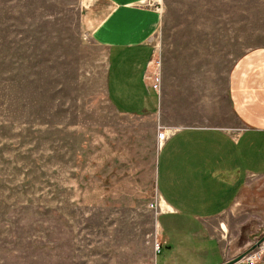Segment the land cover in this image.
Wrapping results in <instances>:
<instances>
[{"label": "rangeland", "instance_id": "1", "mask_svg": "<svg viewBox=\"0 0 264 264\" xmlns=\"http://www.w3.org/2000/svg\"><path fill=\"white\" fill-rule=\"evenodd\" d=\"M142 5L162 17L150 65L161 107L128 115L108 99L107 48L93 35L106 3L0 0V264L149 259L143 239L162 209L163 142L180 126L210 124L214 106L216 126L236 122L231 75L246 51L264 46V0ZM252 213L232 217L256 242L264 210Z\"/></svg>", "mask_w": 264, "mask_h": 264}, {"label": "crops", "instance_id": "2", "mask_svg": "<svg viewBox=\"0 0 264 264\" xmlns=\"http://www.w3.org/2000/svg\"><path fill=\"white\" fill-rule=\"evenodd\" d=\"M102 1L108 13L93 35L107 48L108 99L122 114L158 113L160 89L152 86L150 63L161 14L142 5L151 0ZM229 95L234 124L216 126L214 106L210 124L180 126L160 147L156 177L162 209L155 231L143 239L149 259L138 264H225L254 245L253 231L232 216L243 213L251 221L254 207L264 210V195L258 193L264 178V46L238 59ZM156 239L162 243L159 253Z\"/></svg>", "mask_w": 264, "mask_h": 264}, {"label": "built area", "instance_id": "3", "mask_svg": "<svg viewBox=\"0 0 264 264\" xmlns=\"http://www.w3.org/2000/svg\"><path fill=\"white\" fill-rule=\"evenodd\" d=\"M152 63V62H151ZM150 63V65H151ZM158 68H155L154 74L150 76V79L153 81L152 86L156 89H159L160 83H161V77L158 72ZM260 240L254 242V244H257ZM264 241V240H263ZM261 241L258 243L257 247L248 253H246L242 259H244L249 264H254L259 261H264V242ZM154 249L155 252H159L162 248V243L158 241L157 239L154 242Z\"/></svg>", "mask_w": 264, "mask_h": 264}, {"label": "water", "instance_id": "4", "mask_svg": "<svg viewBox=\"0 0 264 264\" xmlns=\"http://www.w3.org/2000/svg\"><path fill=\"white\" fill-rule=\"evenodd\" d=\"M263 240H264V237H263V239H261L258 243H260V242L263 241ZM258 243H257V244H254V245H253L250 249H248L246 252L242 253L241 255H239L238 257H236L235 259H233V260H231V261H229V262H227V263H225V264H232V263H234V262H236V261L242 259V257H243L246 253H248L249 251L255 249V248L257 247Z\"/></svg>", "mask_w": 264, "mask_h": 264}]
</instances>
